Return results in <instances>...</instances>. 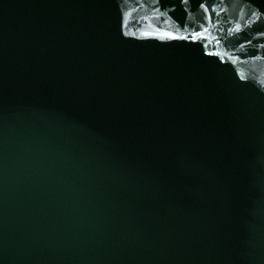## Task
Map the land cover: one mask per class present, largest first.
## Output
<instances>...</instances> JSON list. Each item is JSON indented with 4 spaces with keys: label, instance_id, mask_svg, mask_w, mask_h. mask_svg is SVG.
Listing matches in <instances>:
<instances>
[{
    "label": "water",
    "instance_id": "95a60500",
    "mask_svg": "<svg viewBox=\"0 0 264 264\" xmlns=\"http://www.w3.org/2000/svg\"><path fill=\"white\" fill-rule=\"evenodd\" d=\"M0 264H264V0H0Z\"/></svg>",
    "mask_w": 264,
    "mask_h": 264
},
{
    "label": "snow or ice",
    "instance_id": "6c2138e0",
    "mask_svg": "<svg viewBox=\"0 0 264 264\" xmlns=\"http://www.w3.org/2000/svg\"><path fill=\"white\" fill-rule=\"evenodd\" d=\"M185 2H187V0H185ZM159 35H163V36H166V37L178 38V37H176L175 34L172 33V32H165V33L144 32V33H143V36H145V37L159 36Z\"/></svg>",
    "mask_w": 264,
    "mask_h": 264
}]
</instances>
